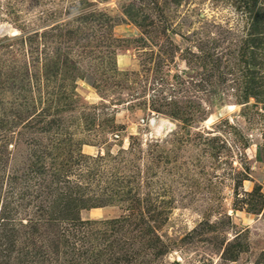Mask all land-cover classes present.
Instances as JSON below:
<instances>
[{"label":"rangeland","instance_id":"rangeland-1","mask_svg":"<svg viewBox=\"0 0 264 264\" xmlns=\"http://www.w3.org/2000/svg\"><path fill=\"white\" fill-rule=\"evenodd\" d=\"M0 218V264H264V0H0Z\"/></svg>","mask_w":264,"mask_h":264},{"label":"trees","instance_id":"trees-1","mask_svg":"<svg viewBox=\"0 0 264 264\" xmlns=\"http://www.w3.org/2000/svg\"><path fill=\"white\" fill-rule=\"evenodd\" d=\"M60 171V170H59ZM34 172V170H32L30 173ZM29 173V174H30ZM29 179V177H27ZM112 187L113 186H116V189H119V186L117 185H111ZM96 190V192L93 193V195H89L87 196V198L85 200L82 201V198H79V197H74V196H70L64 189L63 187L62 188H59V191H57L56 195L57 197H54V199L52 200V205H50L48 208H49V211L50 213L52 212H56L58 209V206L60 207V205L64 204V206H67L64 210V211H67L70 206L73 204L74 206L73 207H81V208H89V207H94V206H97L96 204H99V202H96L97 201V197L101 196V198H103V194H107L105 193L104 191H98ZM114 191V192H115ZM112 192V193H114ZM23 193V192H22ZM34 199L36 197H33ZM104 199V198H103ZM107 201V200H106ZM62 202V204H61ZM104 202V201H103ZM102 203V202H101ZM36 208H38V211H39V205L36 206ZM44 208V207H43ZM48 211V212H49ZM62 211V210H60ZM3 218V217H2ZM2 218H0V225H2V230H1V236H3V232L7 231L8 229L3 226V225H6L8 224L7 222H9L10 219H7L6 223L2 224ZM49 219L51 220V217H49ZM28 220V223L26 224L27 227L29 228H34L36 225H38L40 223V218L38 217V215H33V217L27 219ZM12 222V220H11ZM11 225V224H10ZM12 226V225H11Z\"/></svg>","mask_w":264,"mask_h":264},{"label":"water","instance_id":"water-1","mask_svg":"<svg viewBox=\"0 0 264 264\" xmlns=\"http://www.w3.org/2000/svg\"><path fill=\"white\" fill-rule=\"evenodd\" d=\"M12 34L16 33L15 31L11 32ZM228 111V106L227 105H222L216 112H215V117H220L222 115H224L225 113H227Z\"/></svg>","mask_w":264,"mask_h":264}]
</instances>
